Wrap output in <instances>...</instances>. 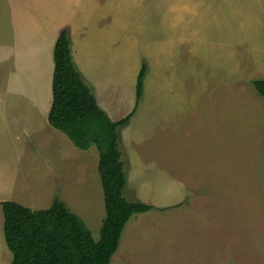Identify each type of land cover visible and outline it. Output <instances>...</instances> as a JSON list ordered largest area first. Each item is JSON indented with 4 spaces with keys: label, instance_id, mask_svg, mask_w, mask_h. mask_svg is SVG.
I'll use <instances>...</instances> for the list:
<instances>
[{
    "label": "rangeland",
    "instance_id": "1",
    "mask_svg": "<svg viewBox=\"0 0 264 264\" xmlns=\"http://www.w3.org/2000/svg\"><path fill=\"white\" fill-rule=\"evenodd\" d=\"M63 28L77 70L113 120L132 108L137 66L158 58L169 78L155 79L167 87L147 106L168 115L164 122L141 129L136 117L130 129L118 128L126 196L154 208L130 218L110 264H264V98L252 83L264 79V0H0V172L31 158L24 194L36 203L30 208H48L57 189L49 195L41 179L40 154L54 149L49 156L64 158L66 184L81 188L80 210L71 211L98 240L103 196L100 215L89 205L91 193L102 194L97 147L39 146L44 115L33 96L38 84L49 85ZM135 148L150 171L136 168ZM7 196L0 194V264L12 261L3 234Z\"/></svg>",
    "mask_w": 264,
    "mask_h": 264
},
{
    "label": "trees",
    "instance_id": "2",
    "mask_svg": "<svg viewBox=\"0 0 264 264\" xmlns=\"http://www.w3.org/2000/svg\"><path fill=\"white\" fill-rule=\"evenodd\" d=\"M53 59L48 122L78 148L87 150L94 145L99 151L98 171L105 203L100 238L95 240L84 220L56 197L50 207L42 209L2 201L5 243L12 254L11 264H110L130 218L154 208L125 196L127 176L118 132L140 103L148 67L144 62L137 75L134 109L113 121L77 70L65 28L57 36ZM252 83L264 98V79Z\"/></svg>",
    "mask_w": 264,
    "mask_h": 264
},
{
    "label": "crops",
    "instance_id": "3",
    "mask_svg": "<svg viewBox=\"0 0 264 264\" xmlns=\"http://www.w3.org/2000/svg\"><path fill=\"white\" fill-rule=\"evenodd\" d=\"M157 59L158 58H155L153 60V65H151L147 69V73H146V76L144 79V87H143V94H142L141 102L139 103L138 108L136 109L134 114L131 116L130 120L126 123L129 125V129H130L131 124L134 122L136 117H139L138 120L143 121L141 124V129L144 126V124L147 123L149 120H151L152 122H164L168 117V115H165L163 112L155 111V108H151V109L147 108V106L150 104L149 103V96L153 99V104H154L155 98H156V96L154 95L155 91L159 88H160V90L163 91L167 87L166 86L165 88H162L161 87L162 83L160 84L159 88L156 87L155 79L162 80L163 78H168L167 70L163 69V67L165 65H163L162 62L157 63ZM140 68H141V65L137 66L135 68V71L133 70V72L131 74L132 85H130V84L128 85V89H129L130 97H131L130 106H132V108L124 116H122L116 120H113V115L110 114L108 111V104L105 105V103L103 102V100L101 98V95L96 93L95 88L90 83L91 81L87 77H85L84 75L83 76L85 78L82 76L84 81L89 80L88 82L85 81L86 84L91 88V90H92L93 94L95 95L100 107L109 115V117L113 121H118V120L124 118L126 115H128L132 111V109H134L135 92H136L135 85H136V79H137V75L139 73ZM136 69H138V70H136ZM82 74L83 73H81V75ZM52 75H53V71H52ZM50 78H51V80L48 81L49 85L47 84V82H45L44 86H42V84H41V86L38 84L37 85L38 89L35 87L36 88L35 94L33 96V98H37V102L33 101L34 106L36 107L37 110H40L42 112L41 116L44 115L42 122L39 124V125H41L40 130L42 131V133L40 135L41 139L39 138L40 139L39 140V146H42V147L52 146V147H55L56 150L62 149V147H67V146L74 147L76 145L73 143V141L64 132L63 133L66 137L64 135H62L63 133L62 134L60 133V130L54 128L48 122V113H49V110H50L51 104H52V99H51V97H52V89H51L52 77H50ZM45 80H46V77H45ZM43 84H44V81H43ZM30 96H31V93L29 92L27 94L26 98H29ZM33 111L35 112L36 110H33ZM4 120L5 119H0V123ZM0 128H1V125H0ZM118 132H119V130H118ZM68 139L72 142V144L69 142ZM57 142H59V143H57ZM119 144H120V139H119ZM53 145H55V146H53ZM56 145H59L60 148H58ZM70 149H72V148H70ZM50 150L52 151V154L55 152L54 149H50ZM50 150L45 151V154L44 153L40 154L41 159H44V162L46 165V170H45V172L42 173L41 179L47 178L49 180V182H50L49 184L51 185V191L49 192V195L50 194L52 195L53 188L55 187L57 189L56 192L54 193L55 198L56 197L60 198L59 200H61L67 206V208L70 211L73 209L74 210H80L78 207V205L80 204V199L78 197V193L81 190V188L70 187L68 184H66L67 178L65 175L64 162H62L64 158L61 159L62 160L61 162L51 160V158L49 156ZM120 150H121V148H120ZM73 151H75V150H73ZM135 151H136V153H135L136 158H135V160L133 159V161L136 162V165H135L136 168L139 165L140 168L138 171L140 172L142 169H143V171H146V170H144V168H142V166L148 167L147 170L150 171V169H149V168H151V165H149L150 162L148 160L144 159V157H141L139 155L140 153L137 151L136 148H135ZM121 152H122V150H121ZM77 156H78V153H77ZM122 159L124 161V169L126 172V165H125L126 162L124 159L123 152H122ZM86 162H87V159L85 157H81L80 163L86 166L87 165ZM26 163L27 164H25V165H20V168H18L15 172H12L8 169L6 172H3V171L0 172V194H3L4 191H6L8 193V196L6 198L7 200H14V201H17V202L24 204V205L29 207V204H31V202H33L34 200L27 198L24 193L27 192L26 190L31 191V184H32L31 180L34 177V174H33V164H32L31 158ZM141 163H142V165H141ZM89 167H90V165H89ZM2 169H3V167H0V170H2ZM54 171L56 172V174L52 175ZM86 171H87V167H86ZM53 176H54V178H53ZM126 176H127V172H126ZM6 178H8V179H6ZM53 180L55 181V185L52 182ZM69 188H71V192H67V189H69ZM127 191H128V181H127V185L125 187V192H124L125 196H126ZM91 194L94 196L97 195V198L90 196L89 197V205L91 206L92 210H97V208L99 206V215H100V211H101V207H102V204H101L102 196H103V201H104V195H102L103 194V188H102V194H100L98 191H97V193L94 192ZM35 196H42V195L36 194ZM64 196H66L65 199H64ZM126 198L128 199L127 196H126ZM131 201H135V200H131ZM136 201H141V200H136ZM34 204H36V203H34ZM104 206H105V203H104ZM40 209H42V208H40ZM73 213H75V212H73ZM75 214H77V213H75ZM97 219H98V217H95L94 220L97 221Z\"/></svg>",
    "mask_w": 264,
    "mask_h": 264
}]
</instances>
